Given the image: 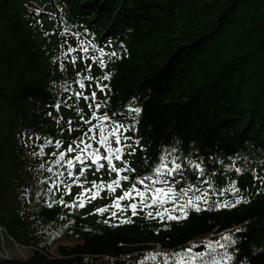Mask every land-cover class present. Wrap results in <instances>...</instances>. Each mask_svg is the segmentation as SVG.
Listing matches in <instances>:
<instances>
[{
    "label": "trees",
    "instance_id": "1",
    "mask_svg": "<svg viewBox=\"0 0 264 264\" xmlns=\"http://www.w3.org/2000/svg\"><path fill=\"white\" fill-rule=\"evenodd\" d=\"M100 124L119 126L113 163L133 171L80 207L92 181L117 179L105 160L75 161L81 137L105 154ZM133 185L143 203L112 207ZM229 224L173 251L66 264H264V0H0V228L32 251L0 264H40L62 240L171 246Z\"/></svg>",
    "mask_w": 264,
    "mask_h": 264
},
{
    "label": "snow or ice",
    "instance_id": "2",
    "mask_svg": "<svg viewBox=\"0 0 264 264\" xmlns=\"http://www.w3.org/2000/svg\"><path fill=\"white\" fill-rule=\"evenodd\" d=\"M70 51H75V49H70ZM84 51L87 52V49H84ZM111 55H115V53H112ZM73 62H75V59H73ZM102 66H103V64H102ZM90 70H91V67L88 66V71H90ZM109 78L110 77H108V76L105 77V79H109ZM92 79L93 78L91 76H85L84 77V80H92ZM84 80L78 81L79 86H80L81 89L85 88ZM100 90L103 91L104 90L103 87H101ZM76 95H77L78 99L79 98H83L85 101H87L89 99L95 100V97H96V93L95 92L91 93V97L83 95L82 92L77 93ZM88 106H89V108L92 107L91 104H89ZM100 106H101L100 104H96L95 105L96 108H99ZM101 119L103 120V119H105V117H102ZM85 123H91V121H85ZM95 127L96 126H94V128ZM99 129H100V139L98 140V143L101 145V147H103L105 149V154H101L99 148H97V149H95V150H93L91 152L88 151L89 149L92 148V144L85 142L84 139L81 137L80 138V143L76 145V148L79 149L81 154H86V155H83V158H82V155L75 156V161L80 163L81 165H84L86 160H90L91 164L96 166V171H100L105 166L103 163H100V161L101 160H105L108 163L109 171L110 172H115L117 174V179H115L112 182L107 183V184H105V182L103 180H101L99 183H97L96 181H92L91 182L92 183V188L85 189L84 193H82L81 196L79 197V199L81 201L80 204H79L80 207L84 206L85 200L91 201V200L97 199L100 196V193L102 191H108V192L114 193L116 191V189L121 186V180H128L129 179L128 176L122 175V173H124L126 171H133L132 169L127 168V167L118 169V168H116L115 164L113 163V160H122V156H123V152H124V149L122 147L113 148V147H111V145L109 143V136L114 137V143L115 144H120L121 143V137H120V135L117 134L120 131L119 126L114 128L108 135L104 134L103 124L99 125ZM93 130H94L93 128H90L88 130V132H93ZM85 135L87 136L88 133H85ZM37 139H39V138H37ZM89 139L94 140V139H96V136L95 135L90 136ZM124 139H129V138L125 137ZM73 143H76V142L73 141ZM45 144L46 145H50V144H52V141H46ZM81 144L83 145V147L80 146ZM55 146L57 148H60L61 142L60 141H56L55 142ZM43 147H44V145L41 146V153H34V154H43ZM126 147H130V145H126ZM74 151H76V149L72 147V144H70L69 147L67 148L66 152L67 153H72ZM65 154H66L65 152H60L56 163H60L61 161H64L65 160ZM52 155L55 156L56 153H52ZM66 163H67V166H68L69 170L74 167V163H73L72 159L67 160ZM179 167H180L179 165H176L175 168L169 169L167 174H171L172 172L177 171L179 169ZM50 170L51 169H49V171ZM84 171H85L84 168L80 169L81 175H83ZM156 172L157 173H162V167H158L156 169ZM69 175L70 176L72 175L71 171H69ZM79 180H80V177L76 176L74 182L78 183ZM166 182L167 181H165V183ZM140 183L142 184L143 180H141ZM68 187L70 189L71 185H69ZM156 191L159 194V193L163 192V189H157ZM133 192H135L136 195L141 198V202L143 203V198L145 196V193L137 190L135 188V185H133V187L130 190L124 191L122 195H120L119 197L116 198V200L114 201L112 207H115V208L119 209L120 208V201L125 200V199H132L133 198L132 197V193ZM157 199H158V196H157ZM199 199H200V197L197 198V200H199ZM61 203H63V201H61ZM153 203H156V199L153 200ZM236 203H240V201H236ZM187 206L191 207L195 211H200L201 210L199 205L197 203H194L191 200H189L187 202ZM222 206L223 207H235V204L225 203ZM130 207L132 209L133 215H135L136 214L137 205L136 204H131ZM107 210H108L107 208H102V209H97V212L102 214L103 212H105ZM115 214L116 213L114 212L113 215H115ZM148 215L151 216L152 214L148 213ZM179 218H186V215L183 216V217H174V216H171V215L168 216V219H179ZM189 251H191V250H189ZM177 255H180V254H177ZM150 258L154 259V257H150Z\"/></svg>",
    "mask_w": 264,
    "mask_h": 264
},
{
    "label": "rangeland",
    "instance_id": "3",
    "mask_svg": "<svg viewBox=\"0 0 264 264\" xmlns=\"http://www.w3.org/2000/svg\"><path fill=\"white\" fill-rule=\"evenodd\" d=\"M254 221H246L242 225L250 224ZM239 225L229 224L228 226H221L211 233L197 236L192 240L182 242L176 245L166 246L161 242H147L137 243L133 245H127L123 242H118L112 245H99L100 241L95 237H86L81 241L75 240H62L58 242L52 249L43 252L40 264H66L73 263L76 260H81L86 257H120L127 259L129 256L143 253V252H168L178 248H185L189 244L194 242H200L207 238L225 233L227 231L234 230ZM87 247L88 250H83ZM0 252L7 254L8 258H20L29 259L32 256V251L27 248L20 247L19 245L13 244L6 233L0 228Z\"/></svg>",
    "mask_w": 264,
    "mask_h": 264
},
{
    "label": "built area",
    "instance_id": "4",
    "mask_svg": "<svg viewBox=\"0 0 264 264\" xmlns=\"http://www.w3.org/2000/svg\"><path fill=\"white\" fill-rule=\"evenodd\" d=\"M1 230H3V229H1ZM4 231V230H3ZM0 258L1 259H9L8 257H7V254H3L2 252H0Z\"/></svg>",
    "mask_w": 264,
    "mask_h": 264
},
{
    "label": "water",
    "instance_id": "5",
    "mask_svg": "<svg viewBox=\"0 0 264 264\" xmlns=\"http://www.w3.org/2000/svg\"><path fill=\"white\" fill-rule=\"evenodd\" d=\"M98 128H99V126H98ZM203 249L201 248L200 250H198L197 252H201ZM170 260V259H169Z\"/></svg>",
    "mask_w": 264,
    "mask_h": 264
},
{
    "label": "clouds",
    "instance_id": "6",
    "mask_svg": "<svg viewBox=\"0 0 264 264\" xmlns=\"http://www.w3.org/2000/svg\"><path fill=\"white\" fill-rule=\"evenodd\" d=\"M1 259V258H0Z\"/></svg>",
    "mask_w": 264,
    "mask_h": 264
}]
</instances>
